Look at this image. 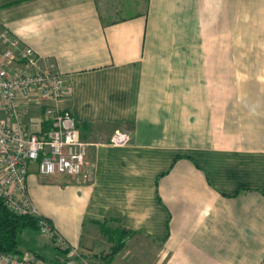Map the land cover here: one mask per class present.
Wrapping results in <instances>:
<instances>
[{
    "label": "crops",
    "instance_id": "crops-1",
    "mask_svg": "<svg viewBox=\"0 0 264 264\" xmlns=\"http://www.w3.org/2000/svg\"><path fill=\"white\" fill-rule=\"evenodd\" d=\"M4 30L63 75L58 106L88 143V179L26 178L70 247L124 229L156 264H264V0H0ZM242 81L244 99L220 91Z\"/></svg>",
    "mask_w": 264,
    "mask_h": 264
},
{
    "label": "built area",
    "instance_id": "built-area-1",
    "mask_svg": "<svg viewBox=\"0 0 264 264\" xmlns=\"http://www.w3.org/2000/svg\"><path fill=\"white\" fill-rule=\"evenodd\" d=\"M65 90L61 73L39 69L38 57L32 48L22 45L7 30L0 33V108L9 113L11 120L0 119V199L14 213L36 215L26 190L31 163L36 164L42 177L55 174L83 180L89 177L88 143L81 139L72 114L61 111L58 106ZM30 99L55 104L52 110L46 111L50 114L46 128L43 124L27 128L22 122L23 105ZM127 140V134L118 131L111 138L114 143ZM38 218L39 232L47 239L62 250L70 249L72 254L76 251L69 248L46 218ZM0 264L49 263L28 252L20 255L0 252Z\"/></svg>",
    "mask_w": 264,
    "mask_h": 264
},
{
    "label": "rangeland",
    "instance_id": "rangeland-1",
    "mask_svg": "<svg viewBox=\"0 0 264 264\" xmlns=\"http://www.w3.org/2000/svg\"><path fill=\"white\" fill-rule=\"evenodd\" d=\"M228 69L232 70L233 68L232 67H229V68L220 67V75L222 74V71L228 70ZM237 71L241 78H246V79L248 78L247 77L249 73L248 67H239L237 68ZM261 85L263 86L264 84H261ZM255 86L256 84H251L248 81H242V82H237V83L220 82V91L224 90V92H230V94L235 95L236 98H237V95L243 98V97H247V93L250 90V88L251 87L255 88ZM66 91L67 90H65V92ZM54 107H55V104L51 101H48L45 103H42L39 101H32L30 102L29 107L24 110L22 117H24L25 121L27 118L29 122H31V124L38 123L39 125V123L42 122L43 126L45 127L49 124V116H50V114H46V111L48 109L52 110ZM60 110L68 111L70 113V111L66 109H60ZM46 116H47V119H45L44 121V118ZM76 126H77V123H76ZM34 127L36 128L37 126H34ZM117 131H115L111 137H113ZM124 133L127 134L128 140H129L130 139L129 133L128 132H124ZM28 234L33 236L32 240L34 241L30 242V247L34 249L35 254H37V256L34 255L31 251L26 250V249H23L24 250L23 252L31 253L32 255L37 257L40 261L49 263V264L63 263L65 259L69 257L70 255L71 256L66 264H84V263L86 264H156V262L159 259L157 257L158 255L157 246L154 243H152L149 239H147L146 237L137 236L138 234L130 230H129V233L127 231V234H125L124 232L121 233L120 231L117 232V230L113 233L111 232L109 235H107V239H106L110 244H107V246L101 249L100 251L98 250L91 254L90 253L82 254L81 252L76 250L72 254L69 249L68 250L69 254L66 255L65 257L61 255L60 258L57 257L56 255L57 253L52 249L51 242H50L51 240L47 239L45 234L39 231L38 233L28 232ZM28 234H26V237H27L26 239L29 238ZM69 248H72V247L69 246Z\"/></svg>",
    "mask_w": 264,
    "mask_h": 264
},
{
    "label": "trees",
    "instance_id": "trees-1",
    "mask_svg": "<svg viewBox=\"0 0 264 264\" xmlns=\"http://www.w3.org/2000/svg\"><path fill=\"white\" fill-rule=\"evenodd\" d=\"M46 127L47 126H45V128ZM38 220L39 218L36 215L14 213L9 210L0 199V252L20 255L23 253V249H26L37 256L34 249L30 247V242L34 240H32L33 236L28 234V232L38 233ZM123 232L127 234V231L124 229ZM25 233L29 235L28 239H26ZM50 242L58 258H60L61 255L65 257L69 254L68 249L62 250L54 244L53 240ZM70 256L67 257L63 263L58 264H66Z\"/></svg>",
    "mask_w": 264,
    "mask_h": 264
}]
</instances>
